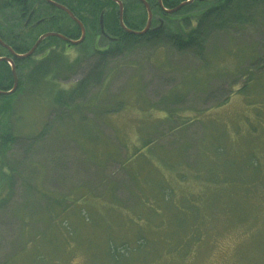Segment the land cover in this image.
I'll return each mask as SVG.
<instances>
[{"label": "rangeland", "instance_id": "374dc122", "mask_svg": "<svg viewBox=\"0 0 264 264\" xmlns=\"http://www.w3.org/2000/svg\"><path fill=\"white\" fill-rule=\"evenodd\" d=\"M147 2L152 26L175 24L182 16L166 21L152 9L155 0ZM128 9L129 20L139 18L136 2L131 0ZM45 32L41 26L34 39ZM108 43L97 31L83 45L61 49L74 66L69 81H56L57 88L73 86L95 51ZM60 47L44 40L17 74L46 53H61ZM254 57L264 64V16L254 25L214 34L201 59L140 46L111 60L102 87L86 99L96 109L103 102L117 109L108 115L113 129L98 121L104 110H86L96 143H83L82 122L75 128L68 114L46 112L40 94L28 96L22 87L0 97V135L11 130L36 137L30 157L22 156L24 150L4 156L16 176L11 201L0 204V264H264V77L239 93L245 81L239 70ZM163 109L186 122L181 126L172 114L170 122L159 123ZM142 138L160 145L168 161L172 148L182 150V169L205 162L208 170L200 166L182 182H168L176 195L166 201L153 196L137 200V183L129 172L137 167L121 165L127 155L121 145L139 147ZM250 157L262 171L257 177L251 176ZM62 198L67 200L59 204ZM133 206L135 213H127ZM196 208L207 217L201 234L197 230L200 237L185 240L188 215ZM109 237L116 242L115 259L107 251ZM126 241L131 247L123 249Z\"/></svg>", "mask_w": 264, "mask_h": 264}, {"label": "trees", "instance_id": "16d2710c", "mask_svg": "<svg viewBox=\"0 0 264 264\" xmlns=\"http://www.w3.org/2000/svg\"><path fill=\"white\" fill-rule=\"evenodd\" d=\"M52 1L64 5L72 12L74 17L82 23L86 30V39L97 31L100 32L98 20L100 13H103V27L105 33L112 37L114 41L109 42L105 48L95 51L92 57L93 61L83 70L80 79L75 82L73 86L69 87L67 90H60L57 88V83L59 81H69V75H72L71 68H73L74 64H70L62 53L61 49H64L63 41L55 37L47 38L46 40H55L61 44V53L53 52L42 55L37 59L38 61L35 60L31 67L26 69L24 73H19V75L17 74V70L22 69L27 62L33 59L31 57L25 59H12L18 80L17 88L12 94L0 95V97L13 96L15 93H19L22 87H24L28 96L40 94L39 98H42L47 104V108L45 106L46 112L68 114L75 128H78L80 122H82V128L78 130L82 131L80 137L83 139V143L87 144L96 143L97 137L95 133L93 134V132H91V125L92 127L95 125L89 124L90 122L88 123V121H86V110L91 112L100 109L104 110L102 118H99L98 121L105 127L113 129L108 115L115 112L117 109L115 110L112 104L105 102L102 104L103 108L99 107L96 109L92 102H86L88 94H90L93 89L102 87L107 78L106 76L108 74L105 72V66L108 62L140 46H150L157 50H160V48H169L177 53L190 54L201 59L204 57L208 42L214 34L228 32L242 26L254 25L257 23L258 18L261 19L264 16V0H192L172 14L165 13L158 5L157 0H155V5L152 4V9L155 8L158 10L161 18L164 20L171 22L174 21L175 17L179 15L182 16L175 19V24H163L162 27L153 31L150 27L144 34L136 35L127 33L121 29L118 23V6L111 0ZM72 1H77V3L71 5ZM122 1L124 6L122 19L125 27L132 31L143 30L141 25L146 16L143 6L139 1L132 0L137 3L138 9L141 10L139 18L132 21L129 20L131 18H129L128 15V4L131 0ZM184 1L185 0H161V4L164 9L169 10L177 7ZM200 6L201 8L199 9ZM32 10L35 12V18L33 19L34 25L38 20H43L44 22L40 25H35L33 29H29L24 26V23L26 17ZM194 10L196 11V15H186L187 12ZM162 13L166 16L168 15V17L165 18ZM105 19H107V21ZM3 21L9 24L5 25ZM41 26L46 32H56L73 40L80 37V30L76 23L72 21L64 11L46 3L45 0H0V40L12 49L14 53L24 54L27 52L36 41V38L34 39L35 32L38 28H41ZM85 41L79 46L83 45ZM43 43L44 41L37 49H39ZM3 52L6 54L5 56L9 55L7 49L0 45V57L4 56ZM253 56L254 55H251L250 57L252 58ZM251 58H247L249 67L242 71H240L241 69L239 70L241 76L245 79L244 83L241 84L239 93H244L247 86L259 76L264 77V64H258L257 58L255 57L254 59ZM75 62L78 63L79 59ZM253 68L257 70L259 75L257 72L253 71ZM12 85L13 78L10 65L6 62H0V91L10 90ZM225 101L226 99L220 101L221 103L218 104H223ZM116 104H119V102H116ZM160 113L159 123H163L167 120L170 122L171 118L173 119L172 114H175L174 116L179 118L181 126L186 122L184 120L185 117L183 119V116L173 113L171 109H163ZM94 118H97V116L94 115ZM181 121H183V123ZM171 130L173 131V129ZM115 133L117 134V132ZM34 139H36V137L24 136L11 130L0 135V204L3 205L11 201L13 196L12 192L14 190L13 178L16 176L15 169L9 165V162L4 156H9L13 150H24L22 156L26 158L27 156L30 157V150ZM75 141L77 142L76 139L74 142ZM122 141L123 140L120 139V142ZM122 146L126 147L123 148L127 155L124 159H121V165L123 167L129 166L131 169L134 166L137 167V169L134 168L132 171H129L132 180L137 183V192L135 194L137 200L139 197L149 200V197L153 196V200L159 197L160 200L163 199L166 201L172 194L176 195V191L170 189L172 180L182 182L187 175L196 172L200 166L208 170V164L205 162L195 164L192 168L194 169L193 172L191 171L192 169L190 171L186 168L182 169L181 161L183 158L181 159V157H179L182 150L172 148L169 151L170 154L167 153V155L170 156V160L168 161L165 160L166 156H162L160 145L148 139L142 138L139 147L133 146L129 148L123 144L121 147ZM106 150L107 149L104 148V156L106 155ZM216 152L218 155L222 153L221 146L216 148ZM200 154L202 158L207 157L206 153ZM171 158H177L176 160H178V162L175 160L173 161ZM136 161L138 162L133 163ZM138 163H140L141 166ZM138 166H140L139 169ZM250 168L252 171L251 176L253 175L252 177H257L262 172L259 171L258 161L255 157H250ZM177 175L178 178H176V180L175 176ZM262 180L264 181V177H262ZM168 182H170L169 185ZM246 184L248 183H244V186ZM241 189H244V187ZM84 199L85 197L82 200ZM66 200L67 199L62 198L59 204ZM70 200H72V198H70ZM134 208L135 206L131 208L127 207L126 212L135 213ZM205 217H207V215L197 211V208L190 211L187 218L189 223L188 233L186 237L184 236L185 240H187V238L200 237L198 232L202 229V222ZM109 238L107 239V251L110 257L115 259L117 258V254L114 252L116 247L113 246V244L115 245L116 242L115 239ZM138 240H140L139 247H142L144 239L139 238ZM122 245H125L122 246L123 249L131 247L128 241L123 242Z\"/></svg>", "mask_w": 264, "mask_h": 264}, {"label": "water", "instance_id": "95a60500", "mask_svg": "<svg viewBox=\"0 0 264 264\" xmlns=\"http://www.w3.org/2000/svg\"><path fill=\"white\" fill-rule=\"evenodd\" d=\"M45 1L48 4H50V5H52V6L56 7V8L64 11L72 19V21H74L76 23V25L78 26V28L80 30V37L78 39H76V40H72V39H69V38H67V37H65V36H63V35H61L59 33H56V32H46V33L42 34L41 36H39L37 38V40L33 43V45L30 47V49L27 52H25L24 54H16V53H14V51L12 49H10L8 46H6L0 40V45L2 47L6 48L7 51L9 52V54L11 55V57H8V56L0 57V62H6L7 64L10 65L11 73H12V77H13L12 88L9 91H0V95L12 94L17 88V77H16V74H15L12 57H14L16 59H25V58L30 57L35 52L37 47L47 38L55 37V38L60 39L63 42H66L69 45L76 46V45L80 44L83 41L84 37H85V29H84L82 23L76 17H74V15L72 14L71 11H69L68 9L64 8L63 6H61L60 4H57L56 2H54L52 0H45ZM111 1L114 2L118 6V23H119V26L121 27V29L123 31H125L127 33L136 34V35H142V34H144L146 31H148L150 29L152 15H151L150 8H149V6H148V4H147V2L145 0H137L143 5V7L145 8L146 13H147V21H146L145 27L141 31H132V30L127 29L125 27V25L123 24V19H122V17H123V4H122V2L120 0H111ZM191 1L192 0L184 1L180 5H178L177 7L173 8V9L166 10V9L163 8V6L161 4V0H157V2L159 4V6L161 7V9L167 14H172V13L176 12L182 6L190 3ZM98 23H99L100 33L102 35H106L104 33V27H103V13H100ZM161 25H163L162 21L160 22V26Z\"/></svg>", "mask_w": 264, "mask_h": 264}, {"label": "flooded vegetation", "instance_id": "af4514ba", "mask_svg": "<svg viewBox=\"0 0 264 264\" xmlns=\"http://www.w3.org/2000/svg\"><path fill=\"white\" fill-rule=\"evenodd\" d=\"M146 2H147V0H145ZM47 3V2H46ZM158 3V2H157ZM58 4V3H57ZM60 4V3H59ZM141 4V3H140ZM147 4H148V2H147ZM61 6H63L64 8H66L64 5H62V4H60ZM142 5V4H141ZM159 5V4H158ZM143 6V5H142ZM149 6V5H148ZM144 8V7H143ZM149 8H150V6H149ZM67 9V8H66ZM145 9V8H144ZM151 9V8H150ZM123 10H124V6H123ZM163 14V13H162ZM164 15V17L165 18H167L168 17V15L166 16L165 14H163ZM35 18V12H34V10H32L30 13H29V15L26 17V20H25V23H24V26L25 27H28L29 29H33V28H35L34 26L35 25H37V24H41V23H43L44 21L43 20H38V21H36L35 22V25H34V21H33V19ZM159 22H161V21H159ZM151 23H152V21H151ZM150 27H151V29H152V31L153 30H155V29H158V28H160V27H162V25L160 26V24L158 25V27H156V26H152V24L150 25ZM147 32V31H146ZM46 33V32H45ZM100 33V32H99ZM44 34V33H43ZM106 34V33H105ZM42 35V34H41ZM102 35V34H101ZM64 36V35H63ZM66 37V36H65ZM103 37H105L109 42H112V41H114L113 40V38L112 37H110V36H108V34H106V35H103ZM67 38H69V37H67ZM69 39H71V38H69ZM85 39H86V30H85V37H84V39H83V41L81 42V43H83L84 41H85ZM46 40V39H45ZM73 40V39H72ZM64 43V48H69L70 46H73V45H69V44H67L66 42H63ZM80 43V44H81ZM80 44H78V45H76V46H79ZM38 48V47H37ZM35 53V52H34ZM34 53L30 56L31 58H33V56H34ZM8 56H11L10 54L8 55ZM29 58V57H28ZM12 59H14V57H12ZM13 78V77H12ZM17 84H18V80H17ZM9 91V90H8Z\"/></svg>", "mask_w": 264, "mask_h": 264}]
</instances>
